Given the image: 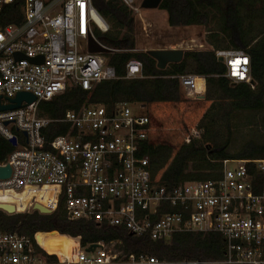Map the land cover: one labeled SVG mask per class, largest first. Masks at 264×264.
Here are the masks:
<instances>
[{
  "label": "built area",
  "instance_id": "1",
  "mask_svg": "<svg viewBox=\"0 0 264 264\" xmlns=\"http://www.w3.org/2000/svg\"><path fill=\"white\" fill-rule=\"evenodd\" d=\"M122 1L141 13L143 0ZM108 30L93 0H0V104H12L20 92L36 97L20 108L0 110V134L16 139V149L0 164L12 167L0 189L23 193L56 186L52 213L62 203L70 220L124 228L154 241L169 242L178 233H217L225 259H159L130 253L121 240L97 242L94 251H88L94 243L74 242L61 258L41 246L40 232L33 238L0 232V264H264V159H227L216 179L158 185L142 151L150 130L144 105H137L138 112L122 102L112 109L85 105L58 118L39 115L40 102L117 78L106 53L90 52L92 42L106 47L97 34ZM215 56L222 58L226 78L254 88L245 50L221 48ZM138 77L143 63L133 58L126 78ZM171 77L187 99L205 98L197 75ZM57 125L66 131L53 134ZM30 200L27 209L39 212L36 196Z\"/></svg>",
  "mask_w": 264,
  "mask_h": 264
},
{
  "label": "trees",
  "instance_id": "2",
  "mask_svg": "<svg viewBox=\"0 0 264 264\" xmlns=\"http://www.w3.org/2000/svg\"><path fill=\"white\" fill-rule=\"evenodd\" d=\"M93 1L109 24L107 32L99 31L97 35L109 48L105 56L117 78L101 81L91 90L72 87L51 101L40 102V116L58 118L68 110L90 104H103L110 109L122 102L144 105L150 130L142 151L150 160L152 182L158 185L176 186L185 181L216 179L227 159H264V142L255 144L249 152L238 154L228 151L229 140L222 145L217 142L218 128H230L235 112L264 111V0H162L159 8L167 12L171 26H208L216 16L223 21L221 31L211 34L212 50L187 51L181 62L170 63L166 68H159L146 51L135 52L132 10L122 0ZM222 1L228 2L223 10ZM258 20L260 25L255 30ZM221 42H227V46L222 47ZM221 48L241 49L249 54L254 88L244 82L233 83L224 76L225 67L215 56V50ZM133 58L142 61L143 77L126 78V65ZM184 73L204 77L206 94L203 100L182 97L178 80L171 76ZM258 125L264 130V115ZM195 127L203 129L199 138L191 132ZM66 129L57 125L53 134ZM15 149L0 134V164ZM56 190L57 187L47 186L17 193L20 211L29 207L37 191V201L43 203V207L54 208ZM0 232H19L31 238L38 232L58 233L63 237L62 250L66 238L79 243L80 247L121 240L126 251L146 253L159 259H225L224 240L217 233H178L169 242L154 241L146 236L132 235L124 228L70 220L62 203L47 215L37 211L7 214L0 210Z\"/></svg>",
  "mask_w": 264,
  "mask_h": 264
},
{
  "label": "rangeland",
  "instance_id": "3",
  "mask_svg": "<svg viewBox=\"0 0 264 264\" xmlns=\"http://www.w3.org/2000/svg\"><path fill=\"white\" fill-rule=\"evenodd\" d=\"M228 2H221V10L225 9ZM220 5V3H219ZM220 15V14H219ZM134 35L136 39L135 52H142L151 49H182L187 51H208L212 50L213 46L210 43L211 34L220 32L222 29V19L220 17L214 20L208 26L204 25H189V26H171L168 23V14L166 11L158 9H144L141 8V13L132 10ZM221 16V15H220ZM260 21H256L254 29L259 28ZM204 44L205 48H198L199 44ZM222 47L227 46V42H221ZM189 72H194V69H189ZM197 84L201 93L206 94L205 79L201 75H197ZM255 86V84H254ZM253 88V87H252ZM184 99H187L181 92ZM202 98L201 100H203ZM196 100V99H187ZM134 104L133 110L135 112L141 111ZM264 115V111H250L241 110L232 115V122L230 128H218L219 134L217 142L225 144L229 140L228 151L231 154H238L241 152H249L254 148L255 144H262L264 142V130L258 125ZM195 137H200L203 133L201 128L191 129ZM234 167L235 164H229ZM38 191L34 196L37 197ZM38 202V201H37ZM0 203L12 204L16 207V213H30L27 208L20 211V200L17 192H10L7 190H0ZM38 204L43 206V203ZM30 205V204H29ZM14 213V214H16ZM50 236V235H49ZM59 239L60 236L54 237Z\"/></svg>",
  "mask_w": 264,
  "mask_h": 264
},
{
  "label": "water",
  "instance_id": "4",
  "mask_svg": "<svg viewBox=\"0 0 264 264\" xmlns=\"http://www.w3.org/2000/svg\"><path fill=\"white\" fill-rule=\"evenodd\" d=\"M162 0H143L142 8L144 9H158ZM90 52L92 53H107L109 49L103 46H100L94 42L90 45ZM151 57H153L157 61V65L159 68H166L170 63H179L183 60L185 51L182 49H151L146 51ZM218 61H222V58H219ZM1 99V97H0ZM23 101H26L27 104H31L36 101V97L28 92H20L17 96L12 99V104L9 105H1L0 110H13L21 107ZM9 122H6L8 124ZM26 135V132L24 133ZM10 142L16 146V139H10ZM12 167L9 163L5 166L0 165V179H8L11 176ZM34 209L39 210L42 214H51L52 211L42 205L35 203ZM0 210L7 212L8 214H14L17 212L16 207L12 204H1ZM98 246L97 243L91 245L88 248V251H94Z\"/></svg>",
  "mask_w": 264,
  "mask_h": 264
},
{
  "label": "bare ground",
  "instance_id": "5",
  "mask_svg": "<svg viewBox=\"0 0 264 264\" xmlns=\"http://www.w3.org/2000/svg\"><path fill=\"white\" fill-rule=\"evenodd\" d=\"M52 187H56V186H52ZM0 190H3V189H0ZM45 233L47 232H40L39 234H37V239L39 243L41 244V246H43L45 250H47L50 253L59 255L61 258H64L65 256H67L69 251L72 250L74 247H76V244L74 242H70V245H69V242L67 241V238H66L65 244L62 245L63 247V250H62L61 243L63 241V237H60L59 239H57L54 237H58L59 236L58 233H54L50 236ZM54 241H56V243Z\"/></svg>",
  "mask_w": 264,
  "mask_h": 264
}]
</instances>
